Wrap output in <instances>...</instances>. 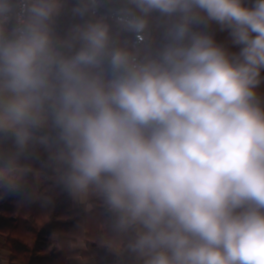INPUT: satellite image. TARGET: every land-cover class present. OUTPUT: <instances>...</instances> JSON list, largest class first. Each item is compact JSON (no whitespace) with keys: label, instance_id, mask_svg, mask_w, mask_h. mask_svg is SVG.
Wrapping results in <instances>:
<instances>
[{"label":"clouds","instance_id":"9594fccd","mask_svg":"<svg viewBox=\"0 0 264 264\" xmlns=\"http://www.w3.org/2000/svg\"><path fill=\"white\" fill-rule=\"evenodd\" d=\"M103 4L0 0V187L39 144L133 264H264V0Z\"/></svg>","mask_w":264,"mask_h":264},{"label":"trees","instance_id":"16d2710c","mask_svg":"<svg viewBox=\"0 0 264 264\" xmlns=\"http://www.w3.org/2000/svg\"><path fill=\"white\" fill-rule=\"evenodd\" d=\"M75 2L66 0L59 28L74 22L70 9ZM119 2L104 0L100 11ZM212 27L216 39L227 44V33ZM259 91L264 94V84ZM21 164L27 169L19 181L25 191L6 196L0 187V237L9 249L8 264H75L76 258L87 261L82 264H133L114 247L118 237L102 203L93 199L88 209L64 194L56 165L43 146L35 145Z\"/></svg>","mask_w":264,"mask_h":264},{"label":"rangeland","instance_id":"374dc122","mask_svg":"<svg viewBox=\"0 0 264 264\" xmlns=\"http://www.w3.org/2000/svg\"><path fill=\"white\" fill-rule=\"evenodd\" d=\"M58 182V179H57ZM95 198L90 199L87 203H80L78 201H75V205H85L86 207H88V205L90 204L91 200H93ZM83 247V246H82ZM8 254H9V249L8 247L5 245V237H0V264H8ZM75 264H82L84 263L82 259L80 258H76L75 260ZM94 264V263H93Z\"/></svg>","mask_w":264,"mask_h":264},{"label":"crops","instance_id":"0c3cea01","mask_svg":"<svg viewBox=\"0 0 264 264\" xmlns=\"http://www.w3.org/2000/svg\"><path fill=\"white\" fill-rule=\"evenodd\" d=\"M87 208H88V209H91V206H90V204L88 205V207H87ZM80 246H81V248H82V246H83V245H82V244H80ZM7 262H8V261H7ZM83 262L85 263V262H87V261H84V260H83Z\"/></svg>","mask_w":264,"mask_h":264},{"label":"built area","instance_id":"2783aa9c","mask_svg":"<svg viewBox=\"0 0 264 264\" xmlns=\"http://www.w3.org/2000/svg\"><path fill=\"white\" fill-rule=\"evenodd\" d=\"M102 12L100 11V8H99V11L97 14H101ZM94 264H97L95 261H94Z\"/></svg>","mask_w":264,"mask_h":264}]
</instances>
